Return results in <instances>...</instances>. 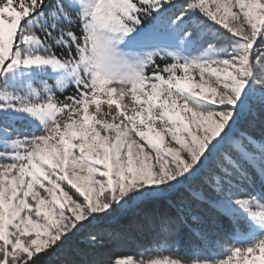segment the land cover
<instances>
[{
  "label": "snow or ice",
  "instance_id": "1",
  "mask_svg": "<svg viewBox=\"0 0 264 264\" xmlns=\"http://www.w3.org/2000/svg\"><path fill=\"white\" fill-rule=\"evenodd\" d=\"M234 258L264 264V0H0V264Z\"/></svg>",
  "mask_w": 264,
  "mask_h": 264
},
{
  "label": "trees",
  "instance_id": "2",
  "mask_svg": "<svg viewBox=\"0 0 264 264\" xmlns=\"http://www.w3.org/2000/svg\"><path fill=\"white\" fill-rule=\"evenodd\" d=\"M182 241H183V243L181 246V252L179 253L180 255L191 256L196 251H203V252H205V254H207V250L202 247L200 242L193 241L190 237H188L186 235L182 238ZM139 245H143V247H138ZM126 247L136 248L137 251H142V250H144V248L155 247V245L151 242V238L146 236V237H142L141 240H139V241L129 242V244L126 245ZM211 251L219 253L222 251V249L220 247L213 246ZM146 255H151L154 258H158V257H162V256H174V255H176V253H174V252L170 253L167 251L160 250V251H156V252H148V253H146ZM219 258H223V257H219Z\"/></svg>",
  "mask_w": 264,
  "mask_h": 264
},
{
  "label": "rangeland",
  "instance_id": "3",
  "mask_svg": "<svg viewBox=\"0 0 264 264\" xmlns=\"http://www.w3.org/2000/svg\"><path fill=\"white\" fill-rule=\"evenodd\" d=\"M193 75H194V77H195L196 79L199 78V77H198V74L193 73ZM115 87L119 88V85L117 84V85H115ZM117 98H118V97L114 94V95H113V99L115 100V99H117ZM101 100H102L101 108H102L104 111H108L107 96H106V95H103V96L101 97ZM120 103H121V110H122V111H123V110H126L129 114H133V113H132L133 101H132V99H131L130 96H125V97L120 101ZM140 103H143V98H142V100L140 101ZM145 107H146V105H145ZM93 108H94V106H93ZM91 110H92V108H90V111H91ZM112 110H113V112H115V110H116V106H115V104L112 105ZM146 117H147V113H145V123H144V124H141V123H140V118L137 119V127H138L140 130H142V131H146V132L149 133V135L155 137V136H156V132H157V130L159 129V121H157L156 124L153 125L152 127H149L148 124H149L150 122L147 121ZM59 119H60L61 121H63V120L66 119V117H65V116H60ZM131 138H132V139H136V140H138L139 142L144 143V144L147 143L146 140H144L143 138H140V137L136 136L135 134H133ZM167 139H168V138L165 137V140H167ZM61 147H63V146H61ZM147 150H148V148L146 147V148H145V151H147ZM99 155L102 156V153H100ZM233 263L235 264V258H234Z\"/></svg>",
  "mask_w": 264,
  "mask_h": 264
}]
</instances>
